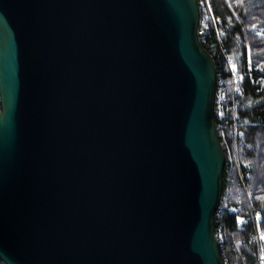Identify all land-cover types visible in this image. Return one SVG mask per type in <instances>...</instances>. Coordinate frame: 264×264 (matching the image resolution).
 <instances>
[{
	"label": "water",
	"instance_id": "water-1",
	"mask_svg": "<svg viewBox=\"0 0 264 264\" xmlns=\"http://www.w3.org/2000/svg\"><path fill=\"white\" fill-rule=\"evenodd\" d=\"M198 0H0V260L224 264L218 72Z\"/></svg>",
	"mask_w": 264,
	"mask_h": 264
},
{
	"label": "trees",
	"instance_id": "trees-1",
	"mask_svg": "<svg viewBox=\"0 0 264 264\" xmlns=\"http://www.w3.org/2000/svg\"><path fill=\"white\" fill-rule=\"evenodd\" d=\"M210 1L215 14L224 21L228 32L226 47L240 71L239 113L249 143L245 160L253 167L247 192L241 190L235 175L225 168L223 196L233 205L242 201L244 207L250 204L248 197L252 196L255 207L263 215L261 230L264 233V0ZM214 41L213 35L202 40L211 54ZM248 49L251 52L250 65ZM215 61L220 79L222 71L216 58ZM243 211L223 210L216 219V230L222 229L225 237L220 244L224 264H254L252 229L236 226ZM0 264L5 263L0 260Z\"/></svg>",
	"mask_w": 264,
	"mask_h": 264
},
{
	"label": "built area",
	"instance_id": "built-area-1",
	"mask_svg": "<svg viewBox=\"0 0 264 264\" xmlns=\"http://www.w3.org/2000/svg\"><path fill=\"white\" fill-rule=\"evenodd\" d=\"M198 2L201 12L198 35L201 42L208 35L215 37V41L211 46L213 54H210L214 60L215 58L217 59L222 71L221 78L219 79L218 75L217 79L214 113L219 141L225 155V168H228L235 175L236 182L241 190L247 192L253 167L251 162L245 160L249 143L243 127L244 123L241 122L239 113V96L242 84L240 71L226 47L228 32L224 26L223 19L215 14L210 0H198ZM247 51V60L250 65L251 52L250 49ZM1 112L0 101V114ZM248 200L250 204L244 207L242 201H237L233 205L222 196L216 219L220 217L219 212L223 210L236 212L244 210L243 214L239 216L236 226L238 228L249 227L252 229L251 241L253 243L254 264H264V239L261 238L264 236L261 230L263 215L255 207L253 197L249 196ZM216 236L220 246L225 240L222 229L216 230Z\"/></svg>",
	"mask_w": 264,
	"mask_h": 264
},
{
	"label": "snow or ice",
	"instance_id": "snow-or-ice-1",
	"mask_svg": "<svg viewBox=\"0 0 264 264\" xmlns=\"http://www.w3.org/2000/svg\"><path fill=\"white\" fill-rule=\"evenodd\" d=\"M261 238L264 239V236H262Z\"/></svg>",
	"mask_w": 264,
	"mask_h": 264
},
{
	"label": "rangeland",
	"instance_id": "rangeland-1",
	"mask_svg": "<svg viewBox=\"0 0 264 264\" xmlns=\"http://www.w3.org/2000/svg\"><path fill=\"white\" fill-rule=\"evenodd\" d=\"M211 2V1H210ZM263 235H264V233H263Z\"/></svg>",
	"mask_w": 264,
	"mask_h": 264
}]
</instances>
